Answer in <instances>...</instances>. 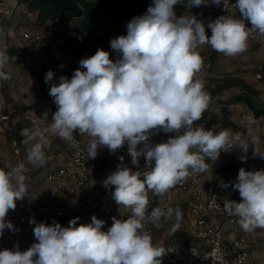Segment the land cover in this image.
<instances>
[{"label":"clouds","instance_id":"obj_1","mask_svg":"<svg viewBox=\"0 0 264 264\" xmlns=\"http://www.w3.org/2000/svg\"><path fill=\"white\" fill-rule=\"evenodd\" d=\"M228 2L153 0L144 14L127 23L126 35L110 40L111 49L121 54L120 59L113 61L109 52L97 49L94 55L79 61L80 67L70 79L62 75L56 84L52 83L54 72L46 73L45 83L51 85L48 94L57 110L47 127L21 130L24 144L34 142L27 155L30 164L46 165L50 136L59 137L79 151L74 135L78 133L90 137L84 149L88 160L97 157L99 148L115 153L127 144L132 165L138 167L143 157L150 171L141 178L140 171L121 163L103 180L105 188L114 186L112 199L130 210L126 219L112 217L107 231H102L105 221L95 215L91 223L78 227L80 217L71 219L67 227L30 218L37 242L25 251L18 245L0 251V264H161L165 249L153 243L146 224L150 222L159 229L162 219L174 221L171 232L175 233L183 212L171 206L149 211V193L161 197L190 175L206 173L210 164L205 158L215 162L222 151L239 149V159L245 161L251 147L254 157L264 159L259 151L260 137L251 129L247 131L248 139L242 140L228 129L214 133L193 127L210 102L201 79L204 62L198 49L209 45L227 57L244 53L253 33L264 37V0H237L233 7L239 18L221 15L207 25L195 15L177 17L174 6L192 8L211 3L226 8ZM206 28L211 30L210 36ZM8 63L7 48L0 47V80L10 79L5 71ZM160 132L175 135L153 143L152 137ZM25 171L23 162L8 170L0 169V236L5 229L17 231L6 219L17 201L36 199L28 195ZM233 190H238L241 199H224L225 212L238 217L245 232L264 229V169L241 168Z\"/></svg>","mask_w":264,"mask_h":264},{"label":"rangeland","instance_id":"obj_2","mask_svg":"<svg viewBox=\"0 0 264 264\" xmlns=\"http://www.w3.org/2000/svg\"><path fill=\"white\" fill-rule=\"evenodd\" d=\"M137 14V11L129 8H113L111 12L103 13L98 18L97 32L91 34L81 31L78 19H67L64 26L53 24L39 27L34 15L28 13L24 0H0V30H2L0 47L7 48L9 63L5 71L10 75V79L0 80V169L8 170L23 162L26 168L24 175L28 195L36 197L34 200L25 198L17 201L15 210H9L6 217L17 231L5 229L0 236L10 243L19 241L20 250L28 249L37 242L33 232L35 225L29 223L30 218L46 224L55 221L67 227L71 219L80 217L77 222L78 227L90 223L93 215L105 216L106 200L98 202L95 207L76 212L71 211V205L103 184V180L112 172V161L116 152L110 153L107 148H99L97 157L93 159V167H97L94 178L97 185L70 194L57 190L56 186L46 178L52 167L61 166L71 159L69 148L59 143L55 136H50L52 144L47 163L43 167H36L27 159L28 151L34 142L24 144L25 137L20 133L23 128L43 129L50 123L48 119H44V114H48L49 105L54 103L53 98L48 94L51 85L45 83L46 73L49 70L54 72L52 83L58 84L62 75L70 79L77 69L71 65L72 59L78 62L79 68V61L94 55L97 49L110 50V40L126 35L127 23ZM227 15L239 18L238 12ZM219 16L221 15L208 18L203 23L207 25ZM245 24L250 22L245 20ZM9 25L12 26L7 30ZM49 27L53 28V32L49 31ZM35 31L40 33L41 42L35 43L24 39L25 33ZM206 32L211 35L210 29L206 28ZM80 40H83V43ZM15 48L19 50L13 51ZM198 52L204 62L201 79L204 90L210 95V102L202 118L195 122L193 127H203L214 133L228 129L233 134L237 127L245 124L249 118H254L250 107L236 100L238 96L247 93L257 108L264 109V41H248L247 50L236 57H227L213 50L209 45L202 46ZM57 54L60 60L55 59ZM114 54L113 57L109 55V58L115 59L121 56L116 51ZM60 65L64 67L61 68ZM224 83H230L233 87L216 94L215 90ZM252 131L259 135L261 140L259 151L264 153V131L261 125H256ZM173 135L175 134L160 132L155 135V143L165 141ZM244 139H248V136L246 135ZM241 154L239 149H233L219 157L210 171L202 177L199 191L204 198L219 192L227 199L240 201L238 190H233L239 170L264 169V159L259 156L254 157L251 147L245 161L239 159ZM129 168L132 171H140L141 178L145 172L150 171V168H146L145 159L139 161L138 167L131 163ZM221 183H227L229 186L224 188ZM188 197V194L179 193L173 195V200ZM124 210L126 208L121 206L118 210L119 214ZM108 217L112 219V216ZM184 219L185 214L176 231L181 234L187 232L183 224ZM88 220L90 221L86 222ZM173 224L174 221L161 222L162 226L152 237L153 243L164 244L172 236ZM234 228H239L244 233L245 243L251 252L249 264H264V229L248 233L243 231L238 223ZM190 241L195 242V237L190 236ZM10 246L12 248V245Z\"/></svg>","mask_w":264,"mask_h":264},{"label":"built area","instance_id":"obj_3","mask_svg":"<svg viewBox=\"0 0 264 264\" xmlns=\"http://www.w3.org/2000/svg\"><path fill=\"white\" fill-rule=\"evenodd\" d=\"M236 2L237 0H229L226 8H224L223 4L216 6L211 3L206 6L192 7L185 15H195L203 22L217 15H227L238 12V10L233 7ZM65 24L66 22L63 23V26ZM246 26L251 27V24H246ZM48 29L50 32H53V28L49 27ZM23 37L26 41L35 43L41 42V35L38 31L25 33ZM80 41L83 43V40ZM248 41L262 42L264 41V37L257 33H253ZM55 59L60 60L61 58L57 54ZM111 59L116 61L114 58ZM70 63L75 69L78 68V62L76 60L72 59ZM203 76L205 77V75ZM253 117L252 119L249 118L245 124L237 127L233 131V137L239 135L240 138L244 140L247 131L249 129L252 130L258 124L261 125L264 131V117ZM74 135L80 144L79 151L55 136V139L59 143L69 148L71 159L61 166L52 167L46 175L47 180L54 184L57 190L65 191L70 194H75L79 190L88 188L91 185L92 171L94 168L93 159L88 160L87 152L84 150L90 137L87 135H79L78 133H74ZM152 142L155 143V135L152 137ZM45 151L46 156H48L50 148ZM227 153L229 152L222 151L219 157ZM121 156L124 157L123 161L120 160ZM143 159L144 158L141 157L140 161ZM215 162L209 158L207 163L210 165L206 173L190 175L186 181L178 183L161 197H152L151 193H149V211L157 206L165 208L168 206L179 207L183 214H185L183 224L184 227L187 228L186 231L191 237H195L196 239L195 242L176 240L167 245L163 243L160 244V246L165 249V255L160 258L161 264H249L251 261V252L245 240L239 238L230 239L227 237L231 230L237 225L239 219L238 217L229 216L225 212L223 201L227 198L219 192L204 198L199 191L202 177L210 171ZM121 163L127 167L131 164V157L127 151V144L117 150L112 161V171H115L117 165ZM112 191H114V186L107 189L102 184L99 188H96L78 202L73 203L71 205V211L76 212L89 207H95L98 202L106 200L107 210L105 216L101 220L105 221L102 231H107L113 222L108 216H114L117 219H126L130 215L128 209L121 211L119 214L118 210L121 206L112 199ZM179 193L188 194L189 197L177 201L173 200V195ZM35 221L37 223L42 222L39 220ZM163 221L162 219L161 222ZM146 230L150 231L153 237L157 228L149 222L146 224ZM9 243L10 242H7L3 237H0V251L4 249L12 250L16 245L19 246V241H11V243ZM10 245H12V248Z\"/></svg>","mask_w":264,"mask_h":264},{"label":"trees","instance_id":"obj_4","mask_svg":"<svg viewBox=\"0 0 264 264\" xmlns=\"http://www.w3.org/2000/svg\"><path fill=\"white\" fill-rule=\"evenodd\" d=\"M24 2L27 4L28 13L34 15L35 22L39 27L63 24L67 19H78L80 20V29L83 33L94 34L97 32V20L103 13L111 12L113 8H129L130 10L137 11V16H139L147 11V8L152 4L153 0H24ZM189 10L190 8L185 7L184 4H177L174 6L176 16L185 15ZM11 26L12 25H9L6 29L9 30ZM18 50V48L13 49V51ZM105 51L109 52L112 57L115 55L114 50L110 49ZM120 58L121 56H118L115 59L117 60ZM232 87V84L224 83L215 90V93H222ZM236 100L246 103L256 118L264 117V109L257 108L247 93L241 94ZM56 110L57 106L55 103L49 105L47 119L50 122ZM208 159L209 158L205 160L206 163ZM101 216L102 215H99L97 218L101 220L103 218ZM89 221L90 220L86 222ZM234 230L235 228L231 230V232ZM190 236L188 232L182 234L179 232L172 233V236L166 240L164 245L170 244L176 240L190 241Z\"/></svg>","mask_w":264,"mask_h":264},{"label":"crops","instance_id":"obj_5","mask_svg":"<svg viewBox=\"0 0 264 264\" xmlns=\"http://www.w3.org/2000/svg\"><path fill=\"white\" fill-rule=\"evenodd\" d=\"M96 174H97V167L95 166V167L93 168V171H92V183H91V185H90L91 188L94 187V184L97 185V182L94 180ZM95 189H96V188H95ZM236 229H237V230H236ZM236 229H235L234 231L230 232V233L227 235V237L230 238V239H232V238L244 239V236H243L244 233L241 232V229H239V228H236ZM238 232H239V233H238Z\"/></svg>","mask_w":264,"mask_h":264}]
</instances>
